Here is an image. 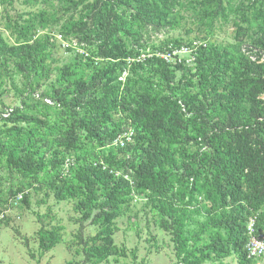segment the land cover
Segmentation results:
<instances>
[{
	"label": "trees",
	"instance_id": "16d2710c",
	"mask_svg": "<svg viewBox=\"0 0 264 264\" xmlns=\"http://www.w3.org/2000/svg\"><path fill=\"white\" fill-rule=\"evenodd\" d=\"M40 1L0 0V21L4 24L3 28L0 26V67H10L26 79H36L37 85L49 84L44 96L72 113L71 119L62 127L23 116L20 107L1 113L6 122L14 123L8 130L18 128L21 134H28V139L23 148L7 150L0 138V152L7 153L11 167L24 175L33 174L34 180L39 181L37 174L44 162L37 148L38 139L34 138L36 129H26L18 123H37V128L45 126L46 130L59 132L60 139L53 138L54 143H59L55 159L58 168L47 185L55 189L59 198L81 191L79 204L85 215L91 216V224L101 225L89 240L83 241L82 233L79 235L86 260L99 261L110 254L117 230L114 219L134 185L116 175L115 165L122 166L125 159H119L113 151L104 153L102 159L95 158L94 163L76 167V152L83 145V137L102 146L110 143L109 147L117 151L131 149L134 156L127 164L134 169L139 185L147 189L163 190L175 178L187 181L184 192L188 198L184 203L169 202L159 195L161 199L155 205L173 230L177 264H203L213 254L220 256V251L224 255L236 254L237 264L263 260L249 257L246 243L251 217H256L258 230L264 232V62L252 61L244 54L239 58L240 66H233V56L237 54L210 41V37L216 19L238 13L237 32L245 23L247 31L256 28L260 33L257 38H250L251 47L264 50V3L90 0L84 7L91 13L93 28L97 26L95 36L102 39L97 55L105 60L91 77L78 79L70 88L61 87L58 82L62 84L71 66L60 68L63 77L51 78L58 70L48 62L53 30L36 36L34 27L38 21H46L52 12L59 11L53 4L35 7ZM68 1L72 8H79L87 0ZM16 3L28 10L11 14L10 6L15 7ZM189 3L188 7L199 8L203 18H208L200 22V33L187 41L192 53L196 50L190 75L177 80L172 66L161 56L173 53L180 44L167 39L160 46L152 45V52H147L144 60H132L130 75L125 82L118 80L117 68L133 59L140 49L149 47L143 40V30L171 24L175 8ZM98 24L109 31L108 39L101 37ZM4 31L11 34L12 42ZM118 33L123 38L120 44L112 39ZM238 36L242 40V35ZM204 38L209 41H199ZM195 41L202 43L195 48ZM142 79L146 87L137 88ZM158 85L160 88L156 89ZM123 117L132 121L135 136L133 142L120 147L112 143L124 129ZM73 153L75 163L65 172L64 163ZM201 194L208 202L205 207L196 202ZM202 215H206L203 220L197 217ZM194 224L197 227L191 228ZM209 229H216L210 245L202 241ZM57 242L55 231L41 236L45 250Z\"/></svg>",
	"mask_w": 264,
	"mask_h": 264
},
{
	"label": "rangeland",
	"instance_id": "374dc122",
	"mask_svg": "<svg viewBox=\"0 0 264 264\" xmlns=\"http://www.w3.org/2000/svg\"><path fill=\"white\" fill-rule=\"evenodd\" d=\"M88 1L90 0L79 8H72L68 0H41L40 4L35 6L43 7L53 4L59 10L57 14L52 12L46 21H38L34 29L36 36L53 30V36H50L49 42L51 56L48 62L58 70L51 74V78L56 80L58 77H63V71H60L62 66L72 67L69 70L70 73L64 76L66 79L62 84L58 82L61 87L73 88L78 79L91 77L95 68H98L105 60L97 55V47L102 39L95 36L97 26L93 28L91 13L84 7L87 6ZM187 1L184 0L183 3ZM256 1L237 0V3L247 2V5H253ZM261 1L263 4L264 0ZM184 4L175 8V18L171 24H165L160 29L150 26L143 30V40L149 47L146 50L140 49V53H137L133 59L129 58V62L117 68L118 80L125 82L130 75L132 60H144L149 54L147 52H152V45L160 46L167 39H175L180 43L176 48L179 51L169 56V64L175 71L176 79L184 78L185 80V77L190 75L189 67L194 65L192 59L196 50L192 53L185 46L189 44L188 40L200 33L202 26L200 22L207 21L208 18H203V11L199 8L188 7L190 3L184 7ZM10 9L11 14L17 10H28L26 6H20L18 3L15 7L10 6ZM120 11L126 12L122 9ZM237 19H240L238 13H231L228 18L221 16L216 19L210 41L231 49L237 54L233 56V66H240L239 58L244 54L252 61L264 62V50L251 47L250 38H257L260 32L258 33L256 28L247 31L245 23L238 33L235 26ZM3 25L0 21L2 28ZM98 26L102 30L101 37L108 39L109 31L103 25L98 24ZM4 34L11 42L13 41L10 33L4 31ZM118 34L112 36V39L120 44L123 38L120 33ZM238 34L242 35V40H239L241 36ZM199 41L208 42L209 40L204 38ZM140 72L146 74V71L142 69ZM89 82L93 83L94 80ZM146 84L142 79L137 83V88L146 87ZM47 85L49 84L37 85L36 79H26L10 67H0V114L20 107L23 116L36 117L46 123H56L62 127L67 126L72 113L55 103L50 97L44 96V89ZM159 88L158 85L156 89ZM1 115L0 138L4 141V147L7 150L23 148L24 142L27 143L28 134H21L18 128L8 130L14 123L6 122ZM122 122L121 128L134 129L130 119L123 117ZM18 125L26 129H36L34 138L38 139L37 148L40 150V159L44 164L43 169L37 174L39 181H35L33 174L24 175L11 167L7 161V153L0 152V264L179 263L175 254L173 230L169 227V222H166V217L162 218V212L155 205L161 198L169 202L184 203L188 198L187 193L184 192L187 184L185 179L175 178L173 183L166 185L163 190L147 189L139 185L140 181L135 177L134 169L127 164V161L134 156L131 149L117 151L109 147L110 143L102 146L93 139L83 137V145L76 152L78 156L76 167L85 163H94L95 158L102 159L104 153L113 151L119 159H125V164L122 166L115 165L113 170L116 175L123 177L128 184L134 185L129 198L121 204L118 215L114 219L113 227L117 230L113 235L114 244L110 247V254L106 255L103 260L96 261L93 258L86 260L83 256V245L79 235L82 233L83 241L89 240L98 233L101 225L91 224V216L88 218L85 215V209L79 204V198L83 197L81 191L74 195L68 194L66 198H59L55 194V189L47 185L58 168L55 159L58 157L56 150L58 151L59 143H54L53 138L59 137V132L46 130L45 126L40 129L37 128V123L29 124L22 120ZM116 137L112 143L114 145H116ZM190 149L194 151L195 147L191 146ZM74 156L73 153L71 157ZM197 197L196 202H200L202 207L208 205L203 194ZM194 204L197 203L194 202ZM205 216L197 217L203 220ZM196 227L197 224L191 226V228ZM50 231L57 233L58 242L51 249L45 250L41 246V236H48ZM215 233L216 229H209L203 235L202 241L210 245ZM220 253V256L213 254L203 264H237L236 254L233 252L228 255H224L222 251ZM252 264H264V260H255Z\"/></svg>",
	"mask_w": 264,
	"mask_h": 264
},
{
	"label": "built area",
	"instance_id": "2783aa9c",
	"mask_svg": "<svg viewBox=\"0 0 264 264\" xmlns=\"http://www.w3.org/2000/svg\"><path fill=\"white\" fill-rule=\"evenodd\" d=\"M202 42L199 41H195L194 45L195 48L201 44ZM185 48H187L188 50H190L192 52V49L185 46ZM175 51H179L174 49L173 53H165V54H161V56L166 59L168 62H170L169 60V56H172ZM195 56L196 53L193 54V59L192 62L195 60ZM129 129V128H128ZM121 130L116 139H115V144L119 145L121 147H125L127 144H129L131 141H134V136H135V130L134 129H130V130ZM73 158L68 157L64 163V170L65 172L69 171V168L71 165H73ZM247 234H248V240L246 243V249L248 251V255L249 257H257L259 259H263L264 260V232H261L258 230L257 227V220L256 217H251L249 219L248 222V230H247Z\"/></svg>",
	"mask_w": 264,
	"mask_h": 264
}]
</instances>
